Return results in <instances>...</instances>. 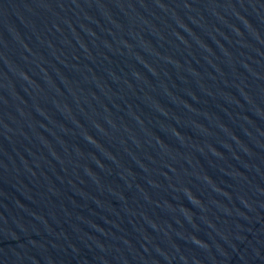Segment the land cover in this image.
I'll use <instances>...</instances> for the list:
<instances>
[{"label":"water","instance_id":"1","mask_svg":"<svg viewBox=\"0 0 264 264\" xmlns=\"http://www.w3.org/2000/svg\"><path fill=\"white\" fill-rule=\"evenodd\" d=\"M0 264H264V0H0Z\"/></svg>","mask_w":264,"mask_h":264}]
</instances>
